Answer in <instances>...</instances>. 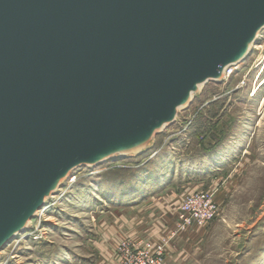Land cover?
I'll return each mask as SVG.
<instances>
[{
  "label": "water",
  "instance_id": "obj_1",
  "mask_svg": "<svg viewBox=\"0 0 264 264\" xmlns=\"http://www.w3.org/2000/svg\"><path fill=\"white\" fill-rule=\"evenodd\" d=\"M264 29V0H0V251L74 170L146 151Z\"/></svg>",
  "mask_w": 264,
  "mask_h": 264
},
{
  "label": "rangeland",
  "instance_id": "obj_2",
  "mask_svg": "<svg viewBox=\"0 0 264 264\" xmlns=\"http://www.w3.org/2000/svg\"><path fill=\"white\" fill-rule=\"evenodd\" d=\"M227 72L140 155L74 170L50 198V218L38 228L32 219L0 263L122 264L119 244L144 240L164 243L162 264H264V29ZM200 190L217 215L177 228L180 205Z\"/></svg>",
  "mask_w": 264,
  "mask_h": 264
},
{
  "label": "built area",
  "instance_id": "obj_3",
  "mask_svg": "<svg viewBox=\"0 0 264 264\" xmlns=\"http://www.w3.org/2000/svg\"><path fill=\"white\" fill-rule=\"evenodd\" d=\"M177 228L205 226L218 213V205L208 191H197L186 196L179 208ZM122 264H162L165 251L164 243L152 244L144 240L126 241L119 244Z\"/></svg>",
  "mask_w": 264,
  "mask_h": 264
},
{
  "label": "bare ground",
  "instance_id": "obj_4",
  "mask_svg": "<svg viewBox=\"0 0 264 264\" xmlns=\"http://www.w3.org/2000/svg\"><path fill=\"white\" fill-rule=\"evenodd\" d=\"M228 70V69H227ZM227 70L224 72V78L225 77H227V76H229V72H227ZM233 71V70H232ZM70 178H72V177H70ZM69 178V179H70ZM73 181H75V178L71 181V182H73ZM63 190V189H62ZM61 192H63V191H61ZM56 198H58V196L57 197H54V199L53 200H55ZM55 205V202H53V203H51V204H46V205H44L39 211H38V215H37V217L34 219L35 221H36V225H35V227L36 228H38L39 227V224H41V222H42V220H44V219H49L50 217H49V215H47L46 213H47V210L48 209H50V208H52L53 206ZM33 227V226H32ZM30 234L31 233H28L27 235H25V236H21V237H17V238H15V241L13 242V243H11V244H9L8 246H7V248L5 247V250L6 249H8V248H12V247H14V246H16V245H18L20 242H23V240H24V238H26V237H28L29 238V236H30ZM26 249V248H25ZM2 251V250H1ZM0 251V252H1ZM0 264H7V262L6 261H4V262H1Z\"/></svg>",
  "mask_w": 264,
  "mask_h": 264
}]
</instances>
